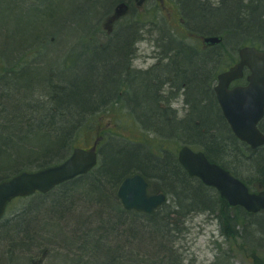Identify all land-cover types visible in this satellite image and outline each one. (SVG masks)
<instances>
[{"label": "bare ground", "instance_id": "obj_1", "mask_svg": "<svg viewBox=\"0 0 264 264\" xmlns=\"http://www.w3.org/2000/svg\"><path fill=\"white\" fill-rule=\"evenodd\" d=\"M74 1L84 18L79 26L58 13L53 0L1 2L0 22L11 5L34 22L57 21L59 33L46 36L36 29L39 34L26 48L0 49L11 53L8 66L0 68V188L16 191L0 217V264L49 259L50 264L54 259L55 264H172L169 247L175 243L176 258L186 264L178 242L188 238L190 219L201 216L217 221L220 230L213 239L217 255L209 264H264V204H234L225 196L232 184L250 195L264 193V112L256 124L258 136H250L247 127H232L221 100L251 84L248 66L240 77L222 82L239 69L244 52L264 56V0ZM220 3L231 13H217ZM153 5L159 12L154 25L142 21ZM237 6L251 13L238 17ZM150 34L159 38L154 50L139 54ZM50 57L56 65L47 69ZM84 82L97 90L86 92ZM91 132L97 138L90 147H73ZM112 145L118 149L108 155ZM183 149L206 159L194 175L180 162ZM75 151L93 158V167L50 187V171ZM5 154L19 162L30 159L10 173ZM208 169L219 175L220 187L208 183ZM167 170L180 180L164 174ZM114 174H119L111 185L117 204L100 190ZM139 176L150 197L129 209L118 192L126 179ZM154 182L165 190L155 192ZM17 201L26 205L11 214ZM67 202L83 204L93 221L81 212L80 220L87 222L61 223L64 218L56 215ZM155 215L159 225L149 230L153 245L135 230ZM65 220L72 222L69 216Z\"/></svg>", "mask_w": 264, "mask_h": 264}, {"label": "rangeland", "instance_id": "obj_2", "mask_svg": "<svg viewBox=\"0 0 264 264\" xmlns=\"http://www.w3.org/2000/svg\"><path fill=\"white\" fill-rule=\"evenodd\" d=\"M8 3H10V2H8ZM8 3H6V5ZM53 3L55 5H58V7H59L58 13L61 11L63 14L62 15L63 17H65L66 16L65 14H67L74 21H78L77 22L78 26L81 25V22L84 18L82 17V11L78 10L77 7L74 5L75 4L74 0L73 1L72 0H53ZM7 6H8V8L7 7L5 8V13L2 14V20L0 22V49L4 47L7 51H9L11 49V47L18 46V45L22 48H26V46H29V45H26L25 43L26 42H33L34 34L36 33L35 35H38L39 34L38 32H42V34L45 33L46 36L47 35H57L59 33L58 28H57L58 24L56 25V23H55L57 21H54L51 19H46V20L40 19L39 21L34 22V21H32L33 19L31 20L30 18H28V16H26L28 13L14 11V8L11 5H7ZM147 9L149 10V7H147ZM149 12H150V14L148 15V17L142 18V21H144V22L148 21V22L153 23V25H154V23L157 22V15L159 14L158 8H156L153 5L150 8ZM74 28H76V27H74ZM155 28L156 27H154V29ZM36 29H38L39 31L35 32ZM63 32H64V34L67 33L66 30ZM72 32L74 35L76 30L73 29ZM177 33H181V32L177 30ZM149 36H151V34ZM150 38H151V41L147 42V45H148L147 48H142L141 45L138 46L139 54L144 55L147 53H151L154 50L155 42H157L159 40L158 35L154 34ZM22 42H23V44L20 45V43H22ZM10 55H11L10 52H5V53L0 52V68H4L5 66H8V64H9L8 60H9ZM45 63H46L47 69L53 68V67H55L54 65H56L54 57L53 58H51V57L46 58ZM44 70H46V69H42L41 73L45 74ZM80 86H82V87L87 86L86 92L92 91L94 88L97 90V88L95 86H93L91 82L80 83ZM72 96H75V94H72ZM71 98H73V97H71ZM117 113H118L117 116L121 115L119 112H117ZM183 113H185V111H183ZM106 123L107 122L105 121L104 125ZM129 123L130 122H128L126 125L129 126ZM110 125L111 124H109V126ZM168 128H169L168 126L165 127V132H166V134L167 133L171 134L172 129L169 130ZM96 138H97L96 135L93 134V132H91L90 135L83 136L82 138L79 137L77 140H74L73 141V147H90L94 143ZM102 145H103V142H101V144L99 145V148ZM117 149H118L117 146L112 145L109 149L106 150V152L108 155H111V154L115 153ZM177 149H179V148H177ZM152 184H153L152 185L153 190L155 192L159 189L162 191L165 190L162 187V185H160L158 182H154ZM114 187L115 186H111L108 188V190L105 187L106 190L109 191L108 195H109V193L112 196L115 195L117 189L115 190ZM66 204L67 205L65 207V210L63 212H61V211L58 212V215H56V218H58V219L64 218L61 220V223L76 224V223H85L88 220L93 221L91 219H88V217H90V218L92 217L93 213H91L90 210H86V211L83 210L82 209L83 204L73 205L72 202L71 203L67 202ZM169 204L171 206L172 202L169 201ZM24 205H26V201H17L15 204H13V206L9 209L8 212H10L12 214L13 210H15L17 208H21ZM169 208H165L162 211V213H164ZM81 212L83 213V215L87 221L85 219L80 220V218H82V216H80ZM68 216L71 218L72 222L65 220V218ZM52 217L53 218H51V220H54V217H55L54 214ZM47 219H49V217ZM73 222H76V223H73ZM188 224L190 225L188 238L185 241L180 240L178 242L179 246L181 248V253L183 255H185V257H187V259H188L186 264H190L191 262L193 264H209V263L213 262L215 259V256L217 255V249L214 245L213 239L215 236H219V234H220L219 233L220 230L218 228L217 221H215L214 219H212L210 217L201 216V217H197V218L194 217V218L190 219ZM71 228H73V226H71ZM140 228H142L144 232H147V230H148L146 227H140ZM1 243L2 242H0V244ZM156 248L158 249V251L160 250L159 247L156 246ZM169 248L171 249V252H173V257L171 255V259L174 258L175 260L179 261L176 258V256L174 255L175 250H177V244L175 243L174 245L170 246ZM206 250L213 253V258L211 260H209V257L207 255H204L203 258H201V254L205 253ZM243 259L244 258L241 255L238 257L239 262L244 263ZM56 262H57V260L54 259L53 264H55ZM5 264H7V262H5ZM46 264H50V259L46 262ZM179 264H180V261H179Z\"/></svg>", "mask_w": 264, "mask_h": 264}, {"label": "water", "instance_id": "obj_3", "mask_svg": "<svg viewBox=\"0 0 264 264\" xmlns=\"http://www.w3.org/2000/svg\"><path fill=\"white\" fill-rule=\"evenodd\" d=\"M244 66H248L252 71V76L249 77L250 86L246 89L235 90L228 96L224 95L221 100L224 103V111L231 119L232 127L234 129L247 127L249 135L256 137L258 136L256 124L262 119L264 112V56L256 54L254 51H245L241 57L239 69L233 73L226 74L222 78V82L228 84L230 81L240 77ZM205 160L198 155L189 153L185 149L180 153V162L191 175L196 174V170L205 163ZM93 161V158L90 161L84 159L81 151H75L72 159L63 166L50 171L51 176L48 185L53 188L55 185L67 181L75 175L88 172L93 167ZM207 173L208 183L220 187L217 179L219 175L212 169H208ZM207 180L205 179L206 182ZM231 188L232 190L225 194L227 200L231 203L244 205L260 202L264 204V193L260 196L250 195L242 186L236 184H232ZM147 189L148 184L141 176L128 178L121 185L118 197L130 209L148 200L150 196L147 194ZM15 194V189L8 185L0 188V217L4 211V204Z\"/></svg>", "mask_w": 264, "mask_h": 264}, {"label": "trees", "instance_id": "obj_4", "mask_svg": "<svg viewBox=\"0 0 264 264\" xmlns=\"http://www.w3.org/2000/svg\"><path fill=\"white\" fill-rule=\"evenodd\" d=\"M236 3H237V0H236ZM238 7V6H237ZM228 10H230V9H228ZM231 11V10H230ZM225 12L226 13H231V12H228L227 10H225V6L223 5V4H221L220 3V11H218L217 13H223V14H225ZM238 12V13H237ZM212 13V15H213V11L211 12ZM233 13V12H232ZM234 13H237L238 14V17H239V15L241 14V13H244V14H248V13H251V10L250 9H248V8H240L239 9V7H238V9H237V11H235ZM222 14V15H223ZM211 15V16H212ZM262 26H264V25H262ZM77 95H79V94H75V96H77ZM71 97H75V96H72V95H70ZM70 97V98H71ZM56 103L58 104V101H56ZM216 126H218V123H216L215 124ZM63 147H64V149H65V146H66V142L62 145ZM3 159L5 160V164H7L6 165V167L7 168H9V170L10 169H12L11 171H10V173L11 172H13V171H15V169L16 168H18V167H20V165L18 164V163H21L22 162V160H23V162H25V163H27L28 162V160L30 159V158H28V156H26V157H23V159L19 162V161H16V160H12V157L11 156H9L8 154H5V156L3 157ZM126 162V161H125ZM24 163V164H25ZM120 167L121 168H124V165L123 164H120ZM125 167H126V164H125ZM168 171V170H167ZM164 174H167L168 176L169 175H171L172 176V178L173 179H175V180H180V176L179 175H176V174H172L170 171H168V172H166V173H164ZM115 176L113 177V178H108V181H106L107 182V186H106V188L108 187V185L109 186H111L112 184H114L115 183V179L117 178V176H119V174H114ZM81 179V178H80ZM80 179H78V180H75V181H73V182H71V183H76V182H78ZM114 181V182H113ZM109 182V183H108ZM116 184V183H115ZM114 184V185H115ZM113 185V186H114ZM182 185H184V187H186V188H188L187 187V183L185 182L184 184H182ZM101 191L102 192H106V193H108L109 191H107L105 188H101ZM109 196H110V198H111V200H112V203H115V204H117V200L112 196V195H110V193H109ZM158 218V215L156 216H153V217H150L149 219H150V223L149 224H147V225H144V226H140V227H146L148 230H147V232H144L143 231V229L142 228H140L139 226H138V224H136V226L138 227V229L137 230H135V232H137V233H139V234H141V235H143V236H145V237H147V238H145V237H143V238H145V239H147L146 241H145V243H151V244H155L153 241H151V239L149 238V230H151V228H157L156 226H158L159 225V223H157L155 220ZM132 223H134V222H132ZM135 224V223H134ZM148 225H150L151 227H149ZM166 225H169V224H166ZM153 226H155V227H153ZM158 247V246H157ZM154 248H156V246H154ZM118 252H121V260H123V259H126V252H125V246L123 247V248H121ZM172 257H173V252H172ZM175 255V254H174ZM171 262H172V264H179V261H177V260H175L174 258L173 259H171ZM178 262V263H177Z\"/></svg>", "mask_w": 264, "mask_h": 264}, {"label": "clouds", "instance_id": "obj_5", "mask_svg": "<svg viewBox=\"0 0 264 264\" xmlns=\"http://www.w3.org/2000/svg\"><path fill=\"white\" fill-rule=\"evenodd\" d=\"M141 47L147 48L148 47L147 42H142ZM204 255H207L209 257V260H211L213 258V253L210 251H207V250L205 251V253L201 254V258H203Z\"/></svg>", "mask_w": 264, "mask_h": 264}, {"label": "flooded vegetation", "instance_id": "obj_6", "mask_svg": "<svg viewBox=\"0 0 264 264\" xmlns=\"http://www.w3.org/2000/svg\"><path fill=\"white\" fill-rule=\"evenodd\" d=\"M1 2H2V0H0V6H1Z\"/></svg>", "mask_w": 264, "mask_h": 264}]
</instances>
